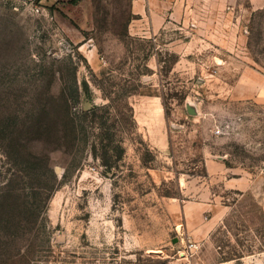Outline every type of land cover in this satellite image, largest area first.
I'll use <instances>...</instances> for the list:
<instances>
[{
	"label": "rangeland",
	"instance_id": "rangeland-1",
	"mask_svg": "<svg viewBox=\"0 0 264 264\" xmlns=\"http://www.w3.org/2000/svg\"><path fill=\"white\" fill-rule=\"evenodd\" d=\"M135 19L132 0H0V108L69 92L75 63L74 109L110 104L126 148L87 150L0 264H264V0H175L151 36ZM10 166L0 149V182Z\"/></svg>",
	"mask_w": 264,
	"mask_h": 264
},
{
	"label": "trees",
	"instance_id": "trees-1",
	"mask_svg": "<svg viewBox=\"0 0 264 264\" xmlns=\"http://www.w3.org/2000/svg\"><path fill=\"white\" fill-rule=\"evenodd\" d=\"M77 68L74 63L69 92L35 90L26 93L23 106L0 108V149L11 163L5 180L0 182V249L21 237L35 236L43 229L49 197L83 165L87 150L109 165L108 150L100 152L104 146L102 139L108 136L115 143L117 156L122 158L125 153L116 130L109 132L110 125L98 113L100 109H109L110 104L74 109L79 103ZM131 110L133 112V107ZM88 121L93 126L88 125ZM117 124L115 120V129ZM58 151L65 155L62 177L57 174L52 157ZM25 178L32 188L27 191L19 185ZM38 185L43 187L38 190ZM32 241L26 248L18 249L11 257L13 262L29 261L28 247L34 245ZM7 256L0 252V259Z\"/></svg>",
	"mask_w": 264,
	"mask_h": 264
},
{
	"label": "crops",
	"instance_id": "crops-1",
	"mask_svg": "<svg viewBox=\"0 0 264 264\" xmlns=\"http://www.w3.org/2000/svg\"><path fill=\"white\" fill-rule=\"evenodd\" d=\"M175 0H132V9L138 15L133 25L143 36L156 34L163 27V19Z\"/></svg>",
	"mask_w": 264,
	"mask_h": 264
},
{
	"label": "built area",
	"instance_id": "built-area-1",
	"mask_svg": "<svg viewBox=\"0 0 264 264\" xmlns=\"http://www.w3.org/2000/svg\"><path fill=\"white\" fill-rule=\"evenodd\" d=\"M191 246L194 247V246H196V244L195 243H192Z\"/></svg>",
	"mask_w": 264,
	"mask_h": 264
}]
</instances>
